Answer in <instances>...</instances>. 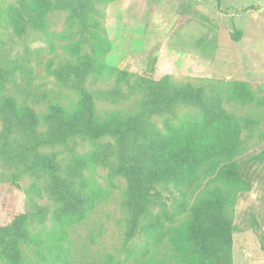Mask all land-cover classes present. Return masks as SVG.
<instances>
[{
    "label": "trees",
    "instance_id": "trees-1",
    "mask_svg": "<svg viewBox=\"0 0 264 264\" xmlns=\"http://www.w3.org/2000/svg\"><path fill=\"white\" fill-rule=\"evenodd\" d=\"M111 1L115 0H18L6 10V23L17 37L43 33L48 13L65 12L62 54L51 44L53 56L46 60L45 71L78 102L71 110L51 103L36 113L28 101L49 102V94L33 86L29 60L0 62V161L16 167L13 184L28 174L33 192L51 201L31 200L26 212L0 225L1 264H22L23 246L43 245L46 240L33 233V225L46 221L51 223L48 249L64 264L70 254L69 230L108 194L91 175L96 169L106 170L109 184L116 177L125 181L124 243L137 236L143 240L140 257L131 264H232L228 210L249 189L237 158L253 136L264 141V127L259 117L237 114L225 104L264 109V88L258 94L244 80L208 79L193 85L165 76L154 81L108 64L111 42L96 5ZM239 36L235 29L233 37ZM17 70L23 85L15 81ZM110 79L115 83L110 95L120 96L125 84L138 97L135 108L100 117L87 83ZM11 88L13 94L4 93ZM21 96L24 104L18 102ZM178 104L195 113L167 120L161 128L152 122L155 115L176 117ZM86 143L89 149L83 148ZM252 159H264V153ZM163 192L171 203L153 213ZM107 261L114 260L108 256Z\"/></svg>",
    "mask_w": 264,
    "mask_h": 264
},
{
    "label": "rangeland",
    "instance_id": "rangeland-1",
    "mask_svg": "<svg viewBox=\"0 0 264 264\" xmlns=\"http://www.w3.org/2000/svg\"><path fill=\"white\" fill-rule=\"evenodd\" d=\"M262 0H115L97 4L102 26L111 42L106 62L127 70L134 75H146L154 81L167 76L174 83L201 84L205 80H244L258 94L264 88V4ZM18 0H0V62L21 57L29 60L35 80L33 86L46 90L49 102L34 104L41 114L51 103H58L67 110L76 106L78 98L72 92L59 88L53 76L45 71V62L55 51L62 54L60 34L65 30V12L54 10L47 14L43 33L17 37L6 23V10ZM240 36L235 39L234 31ZM15 81L23 85L22 75L16 71ZM114 80L87 83L97 116L105 117L117 111L135 108L136 91L121 84V95H110ZM13 94L12 88L4 92ZM18 102L24 104L23 96ZM237 114H252L264 126V109L254 105L225 104ZM195 109L178 104L176 117L170 114L151 118L159 128L163 122L194 114ZM0 120V143L2 137ZM89 149V144L83 146ZM82 147L79 149L81 150ZM264 153V141L253 136L246 149L238 156L240 174L249 189L242 191L228 215L233 225L231 253L232 264H264V159L254 156ZM67 156L66 154H63ZM14 165L0 161V225L6 224L16 214L26 212L30 201L51 204L44 194L40 199L31 189L33 178L28 174L13 184ZM108 194L99 201L80 223L69 230L70 254L64 264H131L139 258L143 244L137 236L124 243L128 210L122 205L125 181L116 177L109 184L105 169L91 172ZM43 181V179H42ZM39 184L44 185V181ZM43 187V186H42ZM168 194L153 206V213L160 206H169ZM50 221L43 226L33 225V233L41 234L44 244L24 247L22 264H63L51 253L47 240L51 231ZM129 251V252H128ZM132 251V252H131ZM162 253V251H160ZM112 256V262L107 257ZM1 264V261H0Z\"/></svg>",
    "mask_w": 264,
    "mask_h": 264
},
{
    "label": "water",
    "instance_id": "water-1",
    "mask_svg": "<svg viewBox=\"0 0 264 264\" xmlns=\"http://www.w3.org/2000/svg\"><path fill=\"white\" fill-rule=\"evenodd\" d=\"M260 3H261V4H264V0H262Z\"/></svg>",
    "mask_w": 264,
    "mask_h": 264
}]
</instances>
